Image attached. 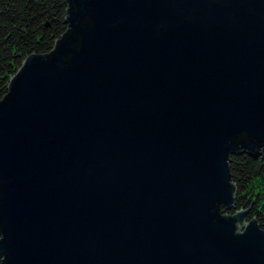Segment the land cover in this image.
<instances>
[{"label":"water","instance_id":"1","mask_svg":"<svg viewBox=\"0 0 264 264\" xmlns=\"http://www.w3.org/2000/svg\"><path fill=\"white\" fill-rule=\"evenodd\" d=\"M0 99V264H264L230 213L264 159V0H65Z\"/></svg>","mask_w":264,"mask_h":264},{"label":"trees","instance_id":"2","mask_svg":"<svg viewBox=\"0 0 264 264\" xmlns=\"http://www.w3.org/2000/svg\"><path fill=\"white\" fill-rule=\"evenodd\" d=\"M66 9L65 0H0V99L24 58L50 51L66 31ZM232 172L238 182L235 204L225 213L250 206L247 219L257 216L264 228V159L235 154Z\"/></svg>","mask_w":264,"mask_h":264},{"label":"rangeland","instance_id":"3","mask_svg":"<svg viewBox=\"0 0 264 264\" xmlns=\"http://www.w3.org/2000/svg\"><path fill=\"white\" fill-rule=\"evenodd\" d=\"M247 219V217H245V220Z\"/></svg>","mask_w":264,"mask_h":264}]
</instances>
